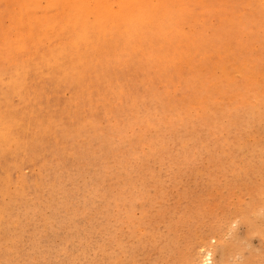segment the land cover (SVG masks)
Masks as SVG:
<instances>
[{
    "label": "rangeland",
    "instance_id": "1",
    "mask_svg": "<svg viewBox=\"0 0 264 264\" xmlns=\"http://www.w3.org/2000/svg\"><path fill=\"white\" fill-rule=\"evenodd\" d=\"M0 128V264H264V0H0Z\"/></svg>",
    "mask_w": 264,
    "mask_h": 264
},
{
    "label": "bare ground",
    "instance_id": "2",
    "mask_svg": "<svg viewBox=\"0 0 264 264\" xmlns=\"http://www.w3.org/2000/svg\"><path fill=\"white\" fill-rule=\"evenodd\" d=\"M68 26V25H67ZM71 28V27H70ZM71 31V30H70ZM171 35V34H170ZM149 41V40H148ZM127 42V41H126ZM138 42V41H137ZM122 44V43H121ZM147 44V43H146ZM134 45H136V44H134ZM109 46V45H108ZM174 46V45H173ZM175 46H177V44L175 45ZM137 48V47H136ZM136 50V49H135ZM134 51V50H133ZM148 51H149V49H148ZM180 51V50H179ZM81 51H79V53H80ZM131 52H132V50H131ZM78 53V54H79ZM127 53V52H126ZM140 54V53H139ZM156 54H158L157 52H156ZM155 54V55H156ZM81 54H79V56H80ZM95 55V54H94ZM93 55V56H94ZM149 55V54H148ZM150 55H151V53H150ZM87 56V55H86ZM171 57V56H170ZM140 58V57H139ZM145 58V57H144ZM172 58V57H171ZM89 59V58H88ZM99 60V59H98ZM82 61V60H81ZM84 61V60H83ZM94 61H95V59H94ZM174 61V60H173ZM85 62V61H84ZM175 62V61H174ZM180 62V61H179ZM125 63V62H124ZM158 63V62H157ZM94 65V64H93ZM99 65V64H98ZM117 69L119 70V68H118V66H117ZM112 71V70H111ZM108 73V72H107ZM106 73V74H107ZM113 73V72H112ZM96 75V74H95ZM31 78H33V77H31ZM30 78V79H31ZM29 79V78H28ZM104 79V78H103ZM43 81V80H42ZM98 83V82H97ZM95 85V84H94ZM33 89H31V91H32ZM6 108V107H5ZM14 108V107H13ZM2 110V109H1ZM17 110V109H16ZM3 115V114H2ZM14 121V120H13ZM19 122V121H18ZM8 128V127H7ZM19 128V127H18ZM25 128V127H24ZM27 128V127H26ZM1 129V128H0ZM26 130V129H25ZM28 132V131H27ZM24 135V134H23ZM17 138V137H16ZM27 138V137H26ZM2 139V138H1ZM208 255V254H207ZM209 256H211V254L209 255Z\"/></svg>",
    "mask_w": 264,
    "mask_h": 264
}]
</instances>
